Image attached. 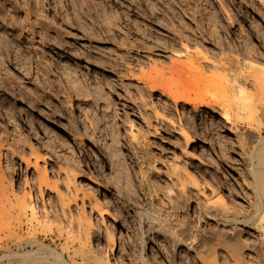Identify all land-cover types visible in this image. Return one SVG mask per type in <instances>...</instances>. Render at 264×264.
I'll return each instance as SVG.
<instances>
[{
	"label": "rangeland",
	"instance_id": "obj_1",
	"mask_svg": "<svg viewBox=\"0 0 264 264\" xmlns=\"http://www.w3.org/2000/svg\"><path fill=\"white\" fill-rule=\"evenodd\" d=\"M0 8V28L10 30L13 36H17L19 42L16 43L23 44L19 45L23 47L20 48L14 43L13 48L3 41L2 45L0 40V48L4 49L5 45L8 50L7 54V50L0 49V138L3 139L0 143L5 147L2 151L5 154L9 144L14 142L17 134L13 133L11 125H15L26 139L28 137L33 141L37 149H50L53 154L63 158L61 163L53 156L46 160L50 178L57 174L58 166L76 171L80 197L83 193L86 194L88 202L85 211L92 220V224L87 222L86 227L89 228L87 232L91 237H85L84 233L69 235V222L64 221L66 218L61 214L57 196L52 192H45V200L49 202L46 209L54 214L48 225L46 219L42 218L45 215L43 200L39 197L38 189H34L32 199L42 224H23V231L16 227V223L8 228L10 223H5L7 219L0 213V264H200L195 253L204 256L210 253L212 245L220 238L218 232L232 234L236 226L232 222L216 223L205 215L206 211H212L207 209L206 197L208 200L214 199L213 191L208 185L215 187L217 194L223 198L222 206L227 207L223 218L227 220L236 217L239 206L244 205L249 210L247 203L256 200L254 193L257 183L254 182L250 168L246 166L252 163L251 155L248 154V164L244 165L236 139L243 131L244 134L249 133V129L240 125L237 127L239 130H236L235 125L228 124L221 118V110L216 105L213 106L214 111L212 108H196L181 102L177 110L173 101L160 91L154 93L152 103L151 100L147 101L149 106L136 107L133 100L137 99V94H148L137 81L143 71L137 65V59L152 58V61L158 63L160 70L165 68V75L160 79L165 80L166 85H172L174 90L186 79L188 84L184 83L182 87L190 86L188 90L192 89V98L204 96L203 99L207 98L215 104L222 103L228 94L224 90L230 87L226 83L228 79L225 74L222 76L226 79H223L219 75L222 72L213 67L208 68L210 72L208 70L207 74H200L197 71L198 63L190 64V61L186 62L187 59L182 57L177 62L182 61L187 63V67H192H182L185 72L179 69L182 76L179 71L171 75L173 71L170 72L169 68L172 60H179L173 52L177 49V53H184V49L180 45L171 48L170 42L176 39L179 44V39L189 41V38L194 51L207 50L210 57L214 58L213 61L219 63L218 66L222 62L230 64V67L222 65V68H227L228 71L233 68L229 72L231 76L239 68L247 71L244 66L248 61L249 64L256 63V67L261 65L258 69L264 72V0H1ZM106 22L112 23L111 29ZM126 35L139 46H159V49L154 47L153 50L156 56H151L145 48L137 52L131 46L123 45L121 40H125ZM15 48L19 49L17 51L20 54L25 49L27 58L31 59L27 63L22 57L23 60L20 57L18 59ZM221 53L223 54L220 55ZM14 56L22 61L17 64L19 61ZM128 56L135 68L132 75L137 78L130 75L133 70ZM109 58L118 61L121 67L111 70ZM127 65H131L128 66L130 72ZM152 67L153 65L146 66L143 73L154 77ZM261 71L259 72L263 73ZM221 78L223 81L220 82ZM177 82L180 83L176 86ZM18 84L26 86L23 94L20 93ZM182 87L177 89L183 90ZM250 90V93H255L253 88ZM199 91L201 95L197 94ZM71 103L75 105L76 114H72L69 109ZM153 103L155 109L161 111L164 108L161 111L164 113V120L172 118L177 127L181 120L185 124L189 123L188 126L192 125L191 129L196 130L198 138L196 150L190 145L191 141L187 143L181 137L178 130L179 134L168 124L165 125L163 119L156 120L151 107ZM139 110L143 114L139 115ZM79 115L82 120L77 119ZM144 115L152 117L149 119H153V127L146 124ZM79 125L90 129V139L84 138ZM155 129H161V134H156ZM135 135H139L137 139L134 138ZM20 146L21 150H28L25 145ZM252 147L250 145V149ZM3 161L1 166L6 170V160ZM14 163L16 172L11 171L7 181L14 183L13 188L18 197L29 198L26 196L28 189L24 187L25 178L34 184L33 179L37 175L33 168L27 170L17 158ZM40 166L43 168V163ZM188 171L199 176L197 179L204 185L205 198L203 194L194 191L190 184L188 188L185 187L184 192L178 183L186 181L185 173ZM105 178L106 182L103 180ZM64 181L65 174L60 173V182ZM242 190L246 191L247 198L242 195ZM231 199H234V203ZM96 202H101L106 210L103 218L96 212L91 213L90 204L94 205ZM77 205L72 204L70 207L76 218L78 212H83L80 209L81 202ZM112 217L117 220L113 221ZM188 219L193 222L191 225H188ZM182 228L186 230L187 243L195 245L194 248L198 247L196 252L188 250L186 245L177 244L179 242L174 234L183 230ZM208 228L211 230H206ZM59 229L63 230V237H58ZM28 231L32 234H28ZM211 231H215L213 237ZM74 232L77 233V230ZM109 234L118 237L114 249L108 245ZM70 236L72 239H69ZM253 236L249 237L251 242L253 240L258 246L264 243L258 234ZM203 238L214 242H211L210 247L205 243L207 248L203 243L200 244ZM223 250H217L220 262L225 260L222 264H235Z\"/></svg>",
	"mask_w": 264,
	"mask_h": 264
},
{
	"label": "bare ground",
	"instance_id": "obj_2",
	"mask_svg": "<svg viewBox=\"0 0 264 264\" xmlns=\"http://www.w3.org/2000/svg\"><path fill=\"white\" fill-rule=\"evenodd\" d=\"M40 1V0H39ZM179 1V0H178ZM167 2V1H166ZM175 2V1H174ZM177 2V1H176ZM184 2V1H183ZM183 2L181 4H183ZM0 3H1V0H0ZM185 4V3H184ZM172 5V4H171ZM186 5V4H185ZM184 5V7H185ZM2 7V6H1ZM171 7V6H170ZM41 8V7H40ZM178 8H181V7H178ZM2 10V8H0ZM5 9V8H4ZM8 9V8H7ZM6 9V10H7ZM168 9V8H167ZM166 10V9H165ZM4 12V10L2 11V13ZM7 12V11H6ZM166 13V12H165ZM172 13V12H171ZM173 14V13H172ZM10 16H11V13H10ZM171 16V14H170ZM14 17V16H13ZM175 17V15H174ZM11 18V17H10ZM14 19V18H12ZM114 19V18H113ZM175 19V18H173ZM112 20V19H111ZM110 20V21H111ZM170 20V19H169ZM109 21V22H110ZM114 21H117V20H114ZM113 21V22H114ZM108 25V28L111 29V26H112V23H108L106 22ZM114 24V23H113ZM171 24V23H169ZM115 25V24H114ZM172 25V24H171ZM174 25V23H173ZM1 27V25H0ZM112 28H115L114 26ZM118 28V27H117ZM8 29V28H7ZM109 29V30H110ZM3 28H0V40H1V44H2V41L5 42L7 45H9L10 47L17 44L16 42H19L17 41V36H13L9 31L5 30ZM118 30H121V29H118ZM214 32V31H213ZM112 33V32H111ZM124 33V32H123ZM177 33V32H176ZM14 34V33H13ZM174 34V33H173ZM178 34V33H177ZM176 34V35H177ZM180 34V33H179ZM183 36L185 35V33H181ZM21 36V35H20ZM181 36V35H180ZM216 36V35H215ZM182 37V36H181ZM18 38H19V35H18ZM47 38V37H46ZM183 38V37H182ZM125 40H121L123 42V45L129 47L131 46L132 49H135L137 52H140L141 49H144L145 47H142L139 46L138 44H136V42H134L133 40L131 41V39L126 35V37L124 38ZM203 39V38H202ZM21 40V39H20ZM188 40L190 41V39L188 38ZM216 40V38L214 39ZM220 40V39H218ZM29 41V40H27ZM177 40H173L171 41V45L172 47L171 48H176L177 46L179 47V45L184 49V53H177V49L175 50L174 53V56L176 54V58H178L179 60L175 59L172 60V66L171 68H169L170 72L172 74L171 75H174L173 73L176 71L178 72L179 69L182 71L185 72L184 69H181L182 67L186 66V64L182 63L181 62H177V61H180V58H186V59H183V60H186V62L190 61L189 63H198L197 65V71L198 73L200 74H203V73H206L208 70V72H210V69L208 68H211L213 67L216 71L220 72L221 74L219 75H223V73L225 74V77L228 79L226 80V83L228 82V85H230V87H227V90H224L228 92L227 94V97L224 99V101H222V103H214L212 101H208V99H203V97H199V96H196L195 98H192V89L191 90H188L189 89V85L187 87H182L183 84L186 85V83L188 84V82H186V79L185 82L183 83H180V82H177L175 85H179V83L181 85L183 90H179L177 88H175L176 90H174V87L172 85H166L164 83L165 80H161L160 77H162V75L164 74V71H165V68H162L161 70L159 69V65H157L158 63H155V61H152L151 59H146V58H142L140 57L139 59H137V65L140 66L142 69V75L140 77H138V80L140 83L139 84H142L144 86V88L147 90V93L148 94H137V99L133 100V104L136 105V107L139 105H141V107H147L149 106V100H151V98H154V93L160 91L162 92V95L164 96H167L168 99L172 100L176 109L178 108L179 106V103H183L187 106H194L196 108H212L213 109V106L216 105L217 108L219 110H221V118L223 120H225L228 124H232V125H235L236 126V130L239 128L240 125L242 126H245V129L246 127H248L249 129V133H245V131H243V133L241 132V134L239 133L238 136H236V139H237V142L239 143L240 145V155H242V162L244 165L248 164L247 162V156L248 154L251 155V165H246L248 166V168H250V171L252 173V176H254V182L257 183V185L255 186L256 187V200L254 201H250L248 202L247 204H249V210L244 206H239V208L237 209V213H236V217L235 218H228L227 219H224L226 216V210H227V207H223V203L221 202V200H223V198H221V196L219 194H217V192L215 191V187L213 188L212 186L209 187V189H211L213 191V196H214V199L213 200H208L209 198L206 197L205 200H207V207H204L203 205H201V207H204V208H207V209H210L212 210L211 212L209 211H206V216L211 219V220H215L216 223H219L220 221H224L225 224L226 223H231L232 224L234 223L235 225V228L233 229V233H228V234H224L220 232H218V235L220 236V238L217 239L216 242L214 241H207L206 238L204 240H202L200 242V244H204L205 246H208L210 247L211 246V242L214 244L212 245L211 247V252L210 253H207L205 256L204 255H201V253H195V257L196 259L198 260V262H200V264H222L225 263V260L221 261L220 262V256L218 255L219 253L217 252V250L219 248H223L227 254V256L233 260V262L235 264H264V243L261 244L260 246H258V244H256L255 242H251L250 238L251 237H254L253 235L254 234H258L260 236V238H262L264 240V72L261 71V69H258V66L257 67L255 65H253V63L249 64L250 61L246 62L248 64H244L247 69V71H243V69L239 68V69H236L238 72L234 73L233 71V75L234 76H231L229 74V72H231V70L233 68H231V70L228 71V69L226 70L225 68H222L223 66L222 65H226L230 67V64L227 65L225 62H222L220 66H218L219 63H216L215 61H213V59L210 57V53L208 54L207 53V50L206 52L202 51V49H198L197 51H194V48L191 47L190 44H192V41L189 42L187 41L185 38L184 40H180L179 39V44L178 42H176ZM221 41V40H220ZM243 41V40H242ZM241 41V42H242ZM21 42V41H20ZM25 42V41H22V43ZM30 42V41H29ZM244 42V41H243ZM31 43V42H30ZM156 43V42H155ZM169 43V44H170ZM190 43V44H189ZM198 43V42H197ZM196 43V44H197ZM245 43V42H244ZM13 44V45H12ZM21 44V43H20ZM20 44H17L18 46ZM28 44V43H27ZM201 44V43H200ZM3 45V44H2ZM14 45V47H15ZM23 45V44H21ZM26 45V44H25ZM194 45V44H193ZM198 45V44H197ZM203 45V44H201ZM222 45V43H221ZM29 46V44H28ZM27 46V47H28ZM31 46V45H30ZM162 46V45H161ZM195 46V45H194ZM230 46V45H229ZM4 49L7 50L6 46L4 45ZM13 47V48H14ZM17 47V46H16ZM20 48H23L21 46H19ZM154 47L155 48H158L159 46H153V47H149V48H145L147 50H149L150 52V55L151 56H156V53H154L155 51L154 50ZM235 47V45H234ZM3 47H1L0 49H2ZM18 48V47H17ZM163 48V47H162ZM196 48V47H195ZM201 48V47H200ZM2 49V50H4ZM27 49V48H26ZM159 49V48H158ZM167 49V48H165ZM197 49V48H196ZM11 50V49H10ZM19 50V49H17ZM16 48H15V51L17 52V54L15 53L16 57H22L24 58V62H28L29 59L31 58H27L28 54L25 52V49L24 51L20 54L19 52L20 51H17ZM22 50V49H20ZM222 50V49H221ZM11 52V51H10ZM26 54H25V53ZM6 53V52H5ZM7 54H8V50H7ZM10 54V53H9ZM20 54V55H19ZM31 54V53H30ZM36 54V53H35ZM223 53H221L220 55H222ZM226 53L224 52V55ZM1 55V54H0ZM37 55V54H36ZM30 56V55H29ZM91 56V55H90ZM214 56V55H213ZM217 56V55H216ZM215 56V58H216ZM15 57V56H14ZM15 57V60H17V58ZM32 57V56H31ZM37 59L39 58L38 56H36ZM97 57V56H96ZM145 57V56H144ZM158 57V56H157ZM232 57V56H231ZM2 58V56H1ZM18 58V59H20ZM21 58V59H22ZM129 58V56H128ZM108 59V58H107ZM155 59V58H154ZM219 59V58H218ZM220 59H222V57H220ZM219 59V61H220ZM224 59L226 60V58L224 57ZM228 59V58H227ZM236 59V58H235ZM238 59V58H237ZM23 60V59H22ZM22 60H17V64H19ZM43 60V58H42ZM115 60V59H114ZM114 60H110L109 58V62H110V67H112L111 70H116L117 68L119 69L120 64L118 61H114ZM216 60V59H215ZM230 60V58H229ZM234 60V58H233ZM100 61V60H99ZM105 61V60H104ZM128 61L131 63L132 65V70H130V68L128 66H131V65H127V68L129 70V72L131 71L130 75L132 77H135L134 75H132V72H134V67H133V63H132V60L129 58ZM157 61V60H156ZM218 61V62H219ZM224 61V60H223ZM232 61V58L231 60ZM237 61V60H236ZM39 62V61H38ZM108 62V61H107ZM106 62V63H107ZM227 62V61H226ZM1 61H0V65H1ZM30 63H31V60H30ZM225 63V64H224ZM236 63V62H235ZM240 63V61L238 62ZM25 64V63H24ZM39 64V63H37ZM232 64V63H231ZM237 64V63H236ZM40 65V64H39ZM152 69H154V77H150V76H146L144 73H145V67L146 66H152ZM233 65V64H232ZM21 66V64L19 65ZM23 66V65H22ZM26 66V65H25ZM136 66V65H135ZM191 66V65H190ZM188 66V67H190ZM195 66V65H194ZM238 66V65H237ZM236 66V67H237ZM36 67H39L40 66H36ZM187 67V66H186ZM187 67V69H189ZM192 67V66H191ZM20 68H23V67H20ZM26 68V67H24ZM23 68V69H24ZM134 68V69H133ZM238 68V67H237ZM243 68V67H242ZM41 69V68H40ZM151 69V70H152ZM22 70V69H20ZM55 70V69H54ZM168 70V69H167ZM235 70V68H234ZM242 70V71H241ZM258 70V71H257ZM27 71V70H25ZM67 71V70H66ZM168 71V72H169ZM227 71V73H225ZM241 71V72H240ZM259 71L263 72V73H260ZM144 72V73H143ZM259 74H258V73ZM26 73V72H25ZM39 73V72H38ZM180 75H181V72L179 71ZM178 73V74H179ZM240 73V74H238ZM56 74V73H55ZM59 74V73H58ZM169 74V73H168ZM177 74V75H178ZM185 75L187 73H184ZM207 74V73H206ZM218 74V73H217ZM129 75V76H130ZM165 75V74H164ZM195 75V74H194ZM57 76V75H56ZM153 76V75H152ZM182 76V75H181ZM212 76V75H211ZM220 76V77H221ZM37 77V76H36ZM59 77V75H58ZM219 77V76H218ZM224 76H222L223 78ZM223 78V79H226V78ZM137 78V76H136ZM221 78V79H222ZM207 79V78H206ZM217 79V78H216ZM219 79V81H223ZM182 82V81H181ZM207 83H210V82H207ZM206 83V84H207ZM8 84V83H7ZM62 84V83H61ZM202 84V83H201ZM217 84V83H216ZM225 84V83H224ZM223 84V85H224ZM191 85V83H190ZM211 85V84H210ZM140 86V85H139ZM142 86V87H143ZM175 86V87H176ZM198 89V85H196ZM215 86V85H214ZM2 87V85H1ZM6 87V86H4ZM18 89L21 90L18 91L20 92L21 94H23V88L26 87V86H22L21 84H18ZM138 87V86H136ZM7 88V87H6ZM219 88V87H218ZM226 89V87H224ZM255 91V93H250V89H252ZM3 89V87H2ZM27 89V88H26ZM140 89V88H139ZM203 89V88H202ZM214 89V88H213ZM64 90V89H63ZM199 90V89H198ZM217 90V89H216ZM252 90V91H253ZM140 91V90H138ZM144 91V90H143ZM194 91V90H193ZM205 91V90H204ZM197 92V91H196ZM141 93V92H140ZM201 93H203L201 91ZM198 95L200 94V91L199 93H197ZM201 95V94H200ZM225 95V93H224ZM163 97V96H162ZM210 100V98H209ZM162 101V100H160ZM164 102V101H163ZM140 103V104H139ZM151 103H152V100H151ZM159 103V102H158ZM165 103V102H164ZM162 104V103H161ZM152 108L154 109V116L156 118V120H160V119H163L162 121H164V123H166L165 125H169L171 126L172 128H174L177 132V130L179 131L181 137L185 140H187V143L189 141L190 142V145L194 147V150L195 147L198 145V141H197V136L195 135V132L196 130H193L191 129L192 128V125L189 127L188 124H185L182 122L181 120V123L179 122V127H177V124H176V121L169 119L167 118L166 120H164V118L162 117V114L164 113H161V111L163 110L161 109L158 110V109H155V104H151ZM157 105V104H156ZM163 106V105H162ZM150 107V109H151ZM166 107V106H165ZM140 108V107H138ZM159 108V107H157ZM161 108V107H160ZM69 109L71 111L72 114H76V108H75V105L73 103L70 104L69 106ZM141 109V108H140ZM143 109V108H142ZM149 109V108H148ZM165 110H168V109H165ZM178 110V109H177ZM211 110V109H210ZM215 111V109H213ZM169 112V111H168ZM167 112V113H168ZM218 112V111H217ZM139 115L143 114L142 111L139 110ZM146 113V112H144ZM150 113V112H149ZM219 113V112H218ZM184 115V114H183ZM145 116V115H144ZM153 116V117H154ZM166 116V115H165ZM78 116H76L77 118ZM80 117L82 118V116L79 115V117L77 118L78 120L80 119ZM146 124L150 126L153 125V122L151 120L153 119H149L148 116L146 115ZM152 118V117H151ZM183 118V116H182ZM184 119V118H183ZM189 119V118H188ZM77 120V121H78ZM82 120V119H80ZM191 120V119H190ZM188 122V121H187ZM82 123V122H81ZM191 123V122H190ZM133 124V123H132ZM161 124V122L159 123ZM80 126V130H81V134L84 136V138H91L92 134H91V131L90 129L87 127V126H84V125H79ZM153 127V126H152ZM160 127V126H158ZM156 127V128H158ZM132 128V127H131ZM136 128V127H134ZM169 128V127H168ZM167 128V129H168ZM11 129L13 131V133H15V139H14V142L10 143L9 144V148L6 150V155L4 154V152L2 151V148L4 147L3 145L1 146V143H0V213H2V216L3 214L5 215L4 218L5 220L7 219V221L5 223H10L8 224V228L9 227H12L10 226L11 224H14L16 223L17 226L20 230L23 229V224H26L27 226H30L32 225L33 223H39V224H42L41 220L40 219V215H38V211H37V206L34 204V200L32 199V191L35 189H38V192H39V197L41 200H43V205L45 206V215L44 217L42 218H45L46 221H47V224L49 223L48 221H50L52 219V215L54 216V214H51L49 213L48 209L47 208V202L45 200V197H44V193L45 192H52L54 193L58 200H59V205H60V209L62 210L61 214H63V218H66V220L64 221H67L68 220V227H69V231H68V228H65V231H68V234L70 235H73V233L75 234H78V233H84L85 234V237H87L90 233L87 232V230L89 228H86L88 225H87V222L88 223H91L92 224V220L90 218V215H87L86 214V194L83 193L82 197H80V187L78 185V181H77V177H78V173H76V171H74L73 169H70L68 167H62V166H58V172L57 174L53 175L52 176V179L50 178V174L48 173V169H47V159L49 160L50 157H54L55 160H57V162H60L61 161L63 162V158H61L60 156L58 155H55L53 154L52 151H50V149H42V147L39 149H37V147H35L33 141L31 139H29L27 137V139L25 138V136H23L21 134V131L19 130L18 127H16L15 125H11ZM241 129V128H240ZM243 129V128H242ZM247 129V130H248ZM136 130V129H135ZM161 130V129H160ZM160 130L158 129H155L154 131H156V134H161ZM193 130V131H192ZM139 131V130H138ZM166 131V130H165ZM242 131V130H240ZM239 131V132H240ZM194 132V133H193ZM248 132V131H247ZM178 133V132H177ZM178 133V134H179ZM134 134V133H133ZM137 134V133H136ZM140 134V132H139ZM19 135H20V138H19ZM22 135V137H21ZM1 136H2V133H1ZM0 136V137H1ZM139 136V135H138ZM135 135L134 138L137 139V137ZM158 136V135H157ZM135 139V140H136ZM2 138H0V142H2ZM20 144H23L26 146V148L28 149L27 151L25 150H21V147ZM250 145H252L253 147L250 149ZM23 147V146H22ZM5 148V147H4ZM3 148V149H4ZM47 150V151H46ZM45 151V152H44ZM200 151V150H199ZM49 152V153H48ZM45 155H44V154ZM205 155V154H204ZM206 157V156H205ZM18 159L19 161H21L22 164H24L26 166V169L27 170H30L31 168L34 169L35 171V174L37 175L34 176L36 177L35 179V182L34 184L31 183L29 181V179L26 177L25 178V181H24V187H26L28 189L25 190L27 191L26 193V196H28L29 198H26V197H23V198H20L16 195L15 191H14V188H13V182H8L7 181V176L11 175V171L13 173L16 172V166H15V163H14V159ZM4 160H6V170L3 169V167L1 166V162ZM241 160V159H240ZM4 162V161H3ZM40 163H43V168H41L42 166H40ZM240 165V164H239ZM243 166V165H242ZM245 168V167H243ZM177 170V169H176ZM248 170V169H247ZM60 173H63L65 174V181L64 183H61L60 182ZM188 173V174H187ZM185 173V176H187L186 178V181L184 182H178L180 183V185L182 186L183 190L185 189V187L187 186V188L189 187L188 184L191 185L192 189L194 191H197L199 192L201 195L205 192L203 189L204 188V185L200 184L199 180L197 179L198 177H196V174L194 175L192 172H187ZM239 173V172H238ZM243 173V172H242ZM178 175V173H177ZM245 175V174H244ZM184 176V177H185ZM180 177V176H179ZM183 177V176H182ZM183 177V178H184ZM242 177V175H241ZM244 177V176H243ZM242 177V178H243ZM33 178V177H32ZM11 179V178H10ZM14 179V178H13ZM104 181L106 180L103 179ZM189 180V181H188ZM244 180V178H243ZM106 182V181H105ZM246 182V181H245ZM177 183V184H178ZM33 184V185H32ZM175 184V185H177ZM211 184V183H210ZM248 184V183H247ZM179 185V187H181ZM241 185V184H240ZM216 186V185H215ZM250 185H248L249 187ZM15 187V186H14ZM218 187V185H217ZM251 188V187H250ZM62 189H64V191H62ZM241 189V188H240ZM243 189V188H242ZM24 190V189H23ZM179 190V188H178ZM254 191V190H253ZM24 192V191H23ZM185 192V190H184ZM202 192V193H201ZM216 192V193H215ZM51 193V194H52ZM191 193V192H190ZM242 195L247 198V193L246 191H243L242 190ZM176 194V193H175ZM203 194V195H204ZM253 194V193H252ZM24 195V193H23ZM174 195V194H173ZM177 195V194H176ZM190 195V194H189ZM198 195V194H197ZM249 195V194H248ZM88 196V195H87ZM175 196V195H174ZM173 196V197H174ZM181 196V195H180ZM172 197V196H171ZM176 197V196H175ZM205 198V195L203 196ZM188 198V197H187ZM196 198V197H195ZM51 198H49L48 200L50 201ZM178 199V197H177ZM199 199V198H198ZM226 199V198H225ZM187 200V199H186ZM90 201V200H89ZM170 201L171 198H170ZM176 201V200H174ZM203 201V200H202ZM78 202H81L82 206L80 209H82V213L78 212L77 213V218L75 219L70 211V207L72 204H75L77 205ZM91 202V201H90ZM178 202V201H177ZM204 202V201H203ZM226 202H228L226 200ZM231 202L234 203V199H231ZM246 202V201H245ZM49 203V202H48ZM101 203V202H100ZM99 202L95 203L94 205L93 204H90V208H91V213L92 212H96L100 217H102L105 213H106V210L104 209V207H102V205L100 204ZM222 203V204H221ZM225 203V202H224ZM178 204V203H177ZM205 204V203H204ZM228 204V203H227ZM175 205V204H174ZM231 205V204H230ZM241 205V204H240ZM78 206V205H77ZM206 206V205H205ZM233 206V205H232ZM234 208V207H233ZM203 209V208H202ZM205 209V210H207ZM226 209V210H224ZM230 209V208H229ZM236 209V208H235ZM68 210V211H67ZM234 210V209H233ZM66 211L68 213H66ZM80 211V210H79ZM230 211H232V209H230ZM236 211V210H235ZM234 211V213H235ZM233 212V211H232ZM108 213V212H107ZM204 213V211H203ZM70 216H69V215ZM67 215V216H66ZM56 216V214H55ZM58 216V215H57ZM116 217V216H115ZM115 217H112L111 219L113 221H116L117 219ZM224 217V218H223ZM3 218V217H2ZM55 218V217H53ZM103 218V217H102ZM44 219V220H45ZM179 219V218H177ZM205 219V218H204ZM43 220V221H44ZM163 220V219H162ZM189 220V219H188ZM187 220V221H188ZM191 220V219H190ZM189 220V221H190ZM193 220V219H192ZM164 221V220H163ZM179 221V220H178ZM202 221V220H201ZM218 221V222H217ZM176 222V221H175ZM181 222V221H180ZM184 222V221H183ZM44 223V222H43ZM193 223V222H192ZM191 221H190V224L188 223V225H191L192 224ZM50 224V223H49ZM48 224V225H49ZM182 224V222L180 223ZM6 225V224H5ZM182 226V225H181ZM41 227V226H40ZM180 227V225H179ZM27 228V227H26ZM32 228V226H31ZM30 228V229H31ZM107 228V227H106ZM105 228V230H106ZM181 228V227H180ZM185 228V227H184ZM200 228V227H199ZM197 228V229H199ZM14 229V228H13ZM67 229V230H66ZM109 229V227H108ZM183 229V228H182ZM189 229V228H188ZM75 230H77V233L74 232ZM206 230H209L206 229ZM211 230V229H210ZM209 230V231H210ZM23 231V230H22ZM41 231V230H40ZM51 231V230H49ZM48 231V232H49ZM176 231V230H175ZM178 231V229H177ZM180 231V232H179ZM177 233L174 234L176 240L179 242L177 244L179 245H182V246H185L188 248V250L192 251V252H196V250L198 249V247L194 248L195 245H193L192 243H187V241L185 240V234H186V230L183 229V230H179ZM205 231V229H204ZM17 232V231H15ZM21 232V231H20ZM171 232V231H169ZM212 232V237H213V234L215 233V231H211ZM214 232V233H213ZM66 234V232H64ZM108 233V232H107ZM188 233V231H187ZM191 234V232H189ZM13 234V233H12ZM19 234V233H18ZM28 234H32L30 231H28ZM209 234V233H208ZM216 234H217V231H216ZM230 234V235H229ZM21 235V234H20ZM19 235V236H20ZM63 230L59 229L58 231V237H63ZM206 235V234H205ZM217 235V236H218ZM25 236V235H24ZM90 236V235H89ZM200 236V235H199ZM210 236V235H209ZM215 236V235H214ZM218 236V237H219ZM35 237V236H34ZM65 237V236H64ZM71 238L69 239H72V236H70ZM83 237V236H82ZM83 237V238H85ZM91 237V236H90ZM188 237V236H187ZM190 237V236H189ZM204 237V235H203ZM206 237V236H205ZM250 237V238H249ZM76 238V237H73V239ZM22 239V238H21ZM108 245L110 248L114 249L116 244H117V241H118V237H116L115 234H109L108 235ZM193 239V238H192ZM200 239V238H198ZM211 239V238H209ZM214 239V238H213ZM20 240V239H19ZM87 240V239H86ZM170 240V239H169ZM22 241V240H21ZM68 241V240H66ZM70 241V240H69ZM82 241V240H81ZM84 241V239H83ZM88 241V240H87ZM189 241V240H188ZM196 241V239L194 240ZM37 242V241H36ZM73 242V240H72ZM77 242V241H76ZM191 242V241H190ZM199 242V240H198ZM198 242H196V244H199ZM210 242V244L208 243ZM31 243V242H30ZM35 243V242H34ZM143 243V241H142ZM169 243V242H168ZM176 243V242H175ZM174 243V244H175ZM194 243V242H193ZM207 243V244H205ZM40 244V243H39ZM38 244V245H39ZM172 244V242H171ZM176 244V245H177ZM84 245V244H82ZM81 245V246H82ZM174 245V246H176ZM41 246V245H40ZM170 246V245H169ZM200 246V245H199ZM202 246V245H201ZM207 246V248H208ZM94 247V246H93ZM43 248V247H42ZM170 248V247H169ZM204 248V247H202ZM50 249V248H49ZM92 249V248H91ZM96 249V248H95ZM196 249V250H195ZM67 250V249H66ZM94 250V249H93ZM111 250V249H110ZM170 250V249H169ZM173 250H176V249H173ZM207 250V249H206ZM223 250V251H224ZM48 251V250H47ZM52 250H50L51 252ZM85 251H88V249H86ZM174 253V251H172ZM203 252V250H202ZM225 254V255H226ZM49 255V254H48ZM60 257V256H59ZM227 257V258H228ZM86 258V257H85ZM173 258V257H172ZM222 258V257H221ZM228 258V260L230 261V259ZM154 259V258H153ZM61 260V259H59ZM222 260V259H221ZM26 261V260H25ZM63 261V260H62ZM155 261V259H154ZM228 261V262H229ZM172 262V261H171ZM227 262V263H228ZM55 263V262H54ZM62 263V262H61ZM66 263V262H65ZM99 263V261H98ZM188 263V262H187ZM76 264V263H75ZM175 264V263H174Z\"/></svg>",
	"mask_w": 264,
	"mask_h": 264
}]
</instances>
